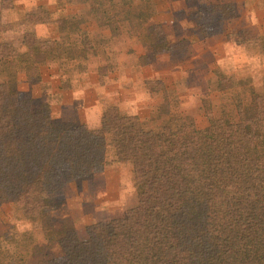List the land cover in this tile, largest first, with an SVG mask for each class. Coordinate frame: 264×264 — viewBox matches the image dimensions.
Returning a JSON list of instances; mask_svg holds the SVG:
<instances>
[{
	"label": "trees",
	"instance_id": "16d2710c",
	"mask_svg": "<svg viewBox=\"0 0 264 264\" xmlns=\"http://www.w3.org/2000/svg\"><path fill=\"white\" fill-rule=\"evenodd\" d=\"M84 1L110 40L125 30L135 35L154 16L152 0ZM38 13L39 23L58 26L60 41L40 42L27 33L23 52L0 44L6 76L0 81V205L12 204L45 243L60 248L61 256L47 263L264 264V99L251 86L249 93L232 91L230 111L218 118L206 112L208 127L182 131L178 141H161L138 115L111 109L101 115L103 137L85 124L63 133L52 127L47 106L21 105L18 74L36 84L50 63L86 60L98 49L81 28L84 18ZM162 107L159 118L169 115L166 101ZM109 151L116 163L132 166L136 207L122 219L94 225L86 239L68 225L57 228L55 196L63 173L77 181L102 173ZM5 257L0 247V263Z\"/></svg>",
	"mask_w": 264,
	"mask_h": 264
},
{
	"label": "rangeland",
	"instance_id": "374dc122",
	"mask_svg": "<svg viewBox=\"0 0 264 264\" xmlns=\"http://www.w3.org/2000/svg\"><path fill=\"white\" fill-rule=\"evenodd\" d=\"M152 2L154 16L145 28L135 35L124 29L110 40L109 30L90 18L84 0H0V26L4 27L0 44L23 52L27 33H34L40 42L60 41L56 24L37 21L38 11L43 10L57 20L84 18L87 25L81 28L88 31V41L98 49L97 56L86 60L50 63L42 68L41 81L36 84L28 83L20 72L21 105L32 110L47 106L52 127L64 133L81 123L64 118L63 91L78 93L67 98L70 106L75 105L67 114L72 119L78 114L85 117L87 110L92 121L95 109L89 104L96 97L102 113L108 109L122 116L137 113L159 140L178 141L182 131L208 127L206 112L218 118L222 111H230L232 91L249 93L251 86L264 99V0ZM5 79L0 70V81ZM230 84L233 90L218 89ZM164 101L169 115L164 111L159 118L157 110H162ZM172 116L178 119L168 126L165 123ZM88 129L103 137L100 127ZM55 197V226L68 225L80 239H86L94 225L122 219L136 207L132 166L116 163L109 151L105 169L95 179L77 181L64 172ZM0 247L7 258L0 264H12L11 259H19L20 264H48L62 253L57 245L45 243L40 230L10 203L0 205Z\"/></svg>",
	"mask_w": 264,
	"mask_h": 264
},
{
	"label": "crops",
	"instance_id": "0c3cea01",
	"mask_svg": "<svg viewBox=\"0 0 264 264\" xmlns=\"http://www.w3.org/2000/svg\"><path fill=\"white\" fill-rule=\"evenodd\" d=\"M71 93L72 92L63 91L64 100H62V102H61V107L66 108V111H65L66 114H65L64 118L70 119V120H68L70 122L85 124L88 128H99L100 127V119H101V115H102V108L99 107V103H100L99 98L93 97L90 101V104H89V107L95 109V111L92 112L94 115H90L91 117H93L92 121H89V116H88V113L91 111H89L87 113V110H85L86 111L85 117H81V114H78L76 117H74L72 119L71 116L70 115L68 116L67 114H68V112H70V107L75 106V105L72 104V106H70V102H69V100H67V98H70V95L75 98L78 95V93L77 94H71ZM135 115H137V113ZM61 116H64V115H61ZM100 174L101 173L94 175L92 178H90V180L93 178L95 179ZM84 185H85V183H84Z\"/></svg>",
	"mask_w": 264,
	"mask_h": 264
}]
</instances>
